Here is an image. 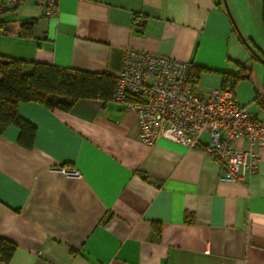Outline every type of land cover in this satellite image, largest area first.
Here are the masks:
<instances>
[{"label":"crops","instance_id":"crops-1","mask_svg":"<svg viewBox=\"0 0 264 264\" xmlns=\"http://www.w3.org/2000/svg\"><path fill=\"white\" fill-rule=\"evenodd\" d=\"M0 21V56L22 61V74L37 62L115 77L128 49L164 55L200 69L197 91L240 74L234 99L264 124L263 0H56L54 16L43 0H4ZM18 112L35 135L26 148L16 125L0 133L9 264H264V149L254 174L228 182L198 146L143 143L113 99Z\"/></svg>","mask_w":264,"mask_h":264},{"label":"built area","instance_id":"built-area-1","mask_svg":"<svg viewBox=\"0 0 264 264\" xmlns=\"http://www.w3.org/2000/svg\"><path fill=\"white\" fill-rule=\"evenodd\" d=\"M21 1L5 3L15 7ZM43 1L46 15L54 16L56 0ZM191 76L189 62L128 49L114 77L112 99L135 115L143 143L167 138L187 148L198 146L222 168L223 181L240 180L243 170L254 174L264 149L263 122L235 101L231 89L197 91ZM60 171L80 177L74 168Z\"/></svg>","mask_w":264,"mask_h":264},{"label":"trees","instance_id":"trees-1","mask_svg":"<svg viewBox=\"0 0 264 264\" xmlns=\"http://www.w3.org/2000/svg\"><path fill=\"white\" fill-rule=\"evenodd\" d=\"M264 23V0H263ZM34 20L22 24V35L30 36ZM0 21V27H3ZM22 61L0 56V133L9 124L19 128L18 142L26 148L32 146L35 127L18 112L23 102H39L53 110H70L78 99L99 98L110 100L114 93V77L72 68L34 63L30 74L21 73ZM244 69V67L242 68ZM192 70V79L199 75ZM241 78L240 74H224L222 87L229 88ZM15 244L0 237V260L9 264Z\"/></svg>","mask_w":264,"mask_h":264},{"label":"water","instance_id":"water-1","mask_svg":"<svg viewBox=\"0 0 264 264\" xmlns=\"http://www.w3.org/2000/svg\"><path fill=\"white\" fill-rule=\"evenodd\" d=\"M224 4H225V6H226V2L224 1ZM226 8H227V6H226ZM241 39L246 43V41L244 40V38L241 36Z\"/></svg>","mask_w":264,"mask_h":264},{"label":"rangeland","instance_id":"rangeland-1","mask_svg":"<svg viewBox=\"0 0 264 264\" xmlns=\"http://www.w3.org/2000/svg\"><path fill=\"white\" fill-rule=\"evenodd\" d=\"M3 3H4V0H0V5H3Z\"/></svg>","mask_w":264,"mask_h":264}]
</instances>
